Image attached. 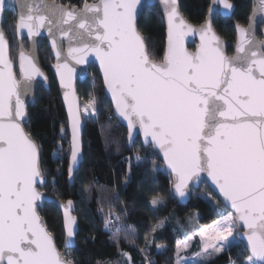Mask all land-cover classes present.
<instances>
[{"label":"snow or ice","instance_id":"snow-or-ice-1","mask_svg":"<svg viewBox=\"0 0 264 264\" xmlns=\"http://www.w3.org/2000/svg\"><path fill=\"white\" fill-rule=\"evenodd\" d=\"M217 2L224 9L233 8L229 0ZM5 3L0 0V17ZM140 3L96 0L76 9L46 2L33 6L27 0H17V35L26 30L32 40L47 27L51 36L72 130L69 178L82 153L80 105L72 84L75 70L68 59L80 64L94 54L115 114L127 122L129 144L135 142L138 129L145 143L162 155L177 196L185 197L190 182L206 174L234 210L217 221L208 236V240L222 243L205 242L202 252L206 256L219 254L242 226L250 250L246 264L264 262V41L255 38L253 17H249L247 28L236 26L237 54L228 57L210 22L193 29L181 16L177 0H161L168 39L163 58L154 62L138 29ZM256 12L264 13V0L254 6ZM66 24L68 29L62 27ZM73 24L81 31L69 36ZM53 29L69 38L67 56ZM194 31L200 33L201 43L195 52H189L184 38ZM9 51V42L0 30V264H75L57 249L37 211V201L43 195L37 183H46V176L41 170L39 146L21 123L26 116L24 97L32 92L34 78L44 74L35 46L29 52L21 47L18 80ZM89 97L84 112L96 114L98 101L92 93ZM52 158L63 159L56 152ZM157 168L153 161V170ZM52 183L55 187V179ZM161 202L159 196L151 200L153 205ZM72 206L71 200L59 205L64 213L65 248L71 246L75 235L77 218L71 214ZM111 216L109 212L106 228L112 226ZM128 228L135 230L132 225ZM120 230L117 227L116 231ZM123 255L127 264H133L127 253Z\"/></svg>","mask_w":264,"mask_h":264},{"label":"trees","instance_id":"trees-1","mask_svg":"<svg viewBox=\"0 0 264 264\" xmlns=\"http://www.w3.org/2000/svg\"><path fill=\"white\" fill-rule=\"evenodd\" d=\"M55 1L80 7L85 2L96 0ZM230 1L235 5L232 16L223 18L216 14L213 20L216 32L228 44V54L232 53L235 41L233 24L245 25L251 8V0ZM179 6L188 21L200 25L204 21L209 0H179ZM138 29L145 39L150 57L161 60L165 27L158 6L144 10L138 21ZM3 30L9 40L11 58L15 61L18 44L14 8L5 12ZM23 45L27 47L25 40ZM38 56L40 65L47 72L49 88L38 89L34 103L28 107L25 128L40 149L41 170L47 179L43 190L61 202L71 200L74 204L78 227L75 245L66 251L67 259L74 260L75 264H127V258L123 255L127 253L133 264H148L149 261L160 264L157 245L171 246L186 236L188 214L197 212L198 216L191 217L201 225L214 221L220 212L230 214L204 183L192 190L187 205L178 203L171 191L170 175L157 154L150 147L144 148L139 139L128 147L126 130L113 116L94 66L88 68L94 78L93 84L86 77L80 79L77 81V92L81 101L89 98V93L94 94L99 102V113L96 119L85 120L81 112L84 121L83 161L74 175L73 183L69 184L66 116L55 78L49 69L52 59L45 42L40 45ZM54 152L63 159L53 160ZM137 155L141 157L140 161H137ZM153 161L158 165L155 171ZM156 196L162 198V202L153 205L151 200ZM39 212L61 248L64 231L60 211L53 204H45ZM109 212L112 213V226L106 228ZM117 216L120 217L118 220ZM128 225L135 230L129 229ZM117 227L121 229L119 232L116 231ZM248 256L242 242L236 240L228 250L203 264H246ZM256 264L261 263L256 261Z\"/></svg>","mask_w":264,"mask_h":264},{"label":"water","instance_id":"water-1","mask_svg":"<svg viewBox=\"0 0 264 264\" xmlns=\"http://www.w3.org/2000/svg\"><path fill=\"white\" fill-rule=\"evenodd\" d=\"M27 2L30 3V4H32L33 6L42 5V3L46 2L48 4L55 3L57 5L66 6V7H69V8L75 7L76 9H82L83 8V5H84V4H82L80 7H77V6H68V5H65V4H62V3H58L55 0H27ZM94 2H96V1H91V2H87V3L92 4ZM229 2L233 5V8L232 9H224L223 6L220 3L217 2V0H209V6H208V9L206 11V15H205V18H204L203 23L200 24V25H195V24L191 23L190 21H188V19L181 12L180 6H179V0H177V4H178V7H179L180 14L183 17V19L185 20V22L188 25H190L193 29H201L202 27H205L210 22L211 23V27H212V32L218 38V40H219V42H220V44H221V46H222L225 54L228 57H232V56H235L237 54L236 53V47H237V43H238V34H237L236 26L238 25V23L235 22L233 24L234 32H235V41H234V45H233V51H232L231 54H228V52H227V48H228L227 42L216 32V30H215V28L213 26V20H214V17H215L216 14L219 15L220 17H223V18H230L232 16V14H233V12L235 10V5L230 0H229ZM258 2H259V0H251V8H250V13H249V16H248L247 23L245 25H240V24L239 25L242 26V27H244V28H247L248 25H249V22H250L249 21V17H253L252 23H253V26H254V35H255V38H256L257 41H264V13H262V12H256L254 14V6L258 5ZM153 6H158L159 7L160 13H161L162 18H163V23H164V27H165V38H164V50H165V47H166V44H167V39H168V34H167L168 33V28H167V21L165 19L164 9H163V5L161 3V0H141L140 5L138 6L137 24H138V21H139L140 17L142 16L144 10L147 9V8L153 7ZM9 8H14L15 9V22H16V19H17L18 15H19V9L17 7V0H6L5 10L3 12L2 17H0V30H2L3 32H4V30H3V22H4V18H5V12ZM209 9H212V11L210 12ZM69 26L70 25H67L66 24V25H63L62 27L64 29H68ZM71 26H72L73 31L72 32H69V36H72L73 35V32H79V31H81L76 25L73 24ZM53 32L55 33V36L59 40L60 45H61V47H62V49H63V51L65 53V56H67L68 48H69V45H70L69 38L68 37H64V36H61L60 33H59V31H56L55 29H53ZM4 34H5V32H4ZM258 34H259V36H258ZM5 37H6V35H5ZM15 37H16L17 44H18V52H17V56H16V61H14L15 62L14 71L16 72L17 79L18 80L21 79L20 73H19V58H18V54H19V51H20L21 47L23 48V50L25 52H29V51L32 50L33 46H35L36 53H37V58H38V63H39V66H40L41 71L44 74L43 76H39V77L34 78V80L32 82V85H33L32 92L28 96L24 97L26 116L21 121L22 126L24 127V130L27 133H29L26 130V128H25V124L28 121V107L34 103L35 97H36V93H37V91H38V89L40 87L43 88V89H45V90H48V88H49V78H48L47 72L40 65L39 56H38V49H39L40 45L43 42H45L46 47L50 51V57L52 59V62L49 65V69H50L52 75L55 78V82H56L57 87H58V91H59V95H60L62 107H63L64 113H65V116H66V126H67V133H68V139H69V155H68V164H69V158H70V152H71L72 130H71V127L69 126L68 108H67V105L65 104V101H64V96H63L64 90L60 86V80H59V77L57 75V70H56V67H55V65L57 64V59H56L55 53H54V51L52 49L51 36L49 35V32L47 30V27H45V28H41L40 29V35L34 37L32 40L29 39L26 30H24L22 32V34L18 36L17 33H16V29H15ZM6 39L8 40L7 37H6ZM23 40H25V42L27 44V47H25L23 45ZM8 42H9V40H8ZM71 43H75V41L73 40V41H71ZM200 43H201V39H200V33L198 31L191 32V33H189L184 38V46L188 49L189 52H195L196 49H197V47L200 45ZM262 47H264V46H262ZM9 55H10V51H9ZM150 59H152V58L150 57ZM153 61L154 62H159L160 60H153ZM61 62H63V61H61ZM68 63L75 70L74 73L72 74V84H73V87H74L75 92H76V97H77L78 103L80 105V115H81V98H80V96H79V94L77 92V81L80 80V79H82L81 75L86 71V69L89 66H94L96 68V70H97V73H98L100 79H101L103 94L105 95V97L107 98V100L110 103L113 116L115 117V119L117 120V122L119 124H121L125 128V130H126V141H127V145H128V147H131L133 143L131 145L129 144L127 122L126 121H123L122 118H118L117 115L115 114V107H114V105L112 103L111 93H109L107 91L106 87L104 86L103 76H102V72L100 70V64H99V61L96 59L95 55L94 54H89L86 57V59L84 60V62L83 63H80V64H77L75 62V60H73V59H68ZM83 129H84V121H83L82 116H81V126H80V136H79V140H80V146H81V153H82V155H81V159L79 161V164H78V166L76 168V171L78 170L79 165L83 161ZM30 136H31V134H30ZM32 139H33V137H32ZM134 139L135 140L136 139H139L140 143L142 144V146L144 148L150 147L157 154V156L161 160V162H162V164H163L166 172L170 175V178H171V181H172L173 176H172L170 170L167 168L166 164L164 163L162 155L159 154L158 153V150L157 149H154L151 144H146L145 143L144 137H143V135L141 133H139V130L138 129L136 130V132L134 134ZM33 141L36 143V141L34 139H33ZM76 171H75V173H76ZM75 173H74V175H75ZM74 175H73L72 178H69L68 168H67V180H68V183L69 184H72L73 183ZM46 181H47V179H46ZM201 183H204L210 189V191L217 197V199L219 200V202L230 213H233L234 210L231 208L230 204L227 203L224 200V198L222 197V195L219 193V190L216 189L215 185L212 184L211 180L207 177L206 174H201V177H200V179L198 181L190 182L189 192L183 198L177 196L174 193V190L172 189V185H171V191H172L173 196L177 199L178 203L180 205H182V206H185V205L188 204V202L191 199L192 190L193 189H197ZM45 184L46 183H44L43 185H41L39 182L37 183V190L40 193L43 194L42 195V198L37 201V205H38L37 211H38V213L40 215L39 209L42 208L45 204H53L60 211V214H61V217H62L63 231H64V239H63V242H62V247L61 248L58 247L55 239H54V242H55V244L57 246V249L64 255L65 259H67V257H66V251L74 247V245H75V237H76V232H77V227H78V218H77V216L74 213V211H75L74 204L72 206V212H71V214L77 218V223L74 226V228H75V235H74V238L72 240L71 246L65 248V243L64 242H65L66 232H65V228H64V213H63V210L59 207V205L62 204V203L63 204H66L67 201L66 202H61L58 199H56L54 196L46 193L43 190V187L45 186ZM41 218H42V220L45 223L44 218L42 216H41ZM45 226H46V224H45ZM46 228H47V226H46ZM47 230L49 231L48 228H47ZM244 233H245V229L242 226H240L234 232V236H235V238L238 241L242 242V244L245 247V250L250 255V250L248 248V242H247V239H246ZM53 237H54V235H53ZM253 259L255 260V258H253ZM256 261L259 262V263H261V264H264V262H261V261H258V260H256Z\"/></svg>","mask_w":264,"mask_h":264},{"label":"rangeland","instance_id":"rangeland-1","mask_svg":"<svg viewBox=\"0 0 264 264\" xmlns=\"http://www.w3.org/2000/svg\"><path fill=\"white\" fill-rule=\"evenodd\" d=\"M88 68L81 75V77L82 79L85 77L88 78L89 83L93 84L94 78L92 76L91 71ZM89 98L81 101V112L85 120L96 119L99 113V105H97L98 113L96 114H88L84 112V105L87 103ZM68 142H69V139H68ZM227 215H229V213L220 212L218 217L214 221L208 224L201 225L199 224L198 220H194L192 218L193 216H198L197 212L188 214L190 218L188 219L189 221L187 220L188 222L185 227V231H187L186 236L179 239L174 245H171V246H168L166 244L157 245L156 250L159 253L160 264H203L205 261L217 255L216 253H213L211 256H206L202 252V248L205 242L222 243L220 241L208 240V236L212 234L213 229L216 228V222L222 220ZM202 230H203V236H202ZM189 237H191L190 240H188ZM186 240L188 242V246L185 248L184 242ZM236 240L237 239L235 238L234 233H233V236L229 237L230 243L228 244L227 247L224 248L222 252L228 250L232 245H234ZM178 245H179V248H178Z\"/></svg>","mask_w":264,"mask_h":264}]
</instances>
